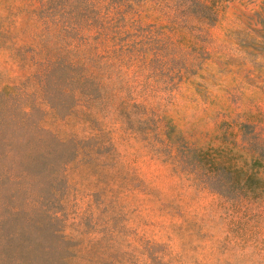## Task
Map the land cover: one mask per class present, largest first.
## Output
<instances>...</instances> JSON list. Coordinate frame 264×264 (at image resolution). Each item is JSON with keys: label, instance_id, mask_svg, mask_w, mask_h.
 I'll return each instance as SVG.
<instances>
[{"label": "rangeland", "instance_id": "1", "mask_svg": "<svg viewBox=\"0 0 264 264\" xmlns=\"http://www.w3.org/2000/svg\"><path fill=\"white\" fill-rule=\"evenodd\" d=\"M0 264H264V0H0Z\"/></svg>", "mask_w": 264, "mask_h": 264}]
</instances>
